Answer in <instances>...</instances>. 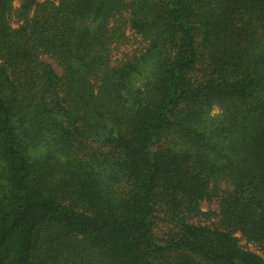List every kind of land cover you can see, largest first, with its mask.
<instances>
[{"label":"trees","instance_id":"obj_1","mask_svg":"<svg viewBox=\"0 0 264 264\" xmlns=\"http://www.w3.org/2000/svg\"><path fill=\"white\" fill-rule=\"evenodd\" d=\"M15 1L0 264H264L237 236L264 255V0ZM127 32L146 46L116 58Z\"/></svg>","mask_w":264,"mask_h":264},{"label":"rangeland","instance_id":"obj_2","mask_svg":"<svg viewBox=\"0 0 264 264\" xmlns=\"http://www.w3.org/2000/svg\"><path fill=\"white\" fill-rule=\"evenodd\" d=\"M42 1L45 0H40V2ZM22 2L23 0H16L13 5L14 9L15 10L18 9L21 6ZM12 26L13 27L17 26L15 18H13L12 20ZM127 35L129 37V43L125 47H121L119 49V53L116 54V58L124 57V55L128 53L129 55L137 52L139 53V51H141L146 46V43L141 39V37L135 36L132 32H127ZM44 60L47 63H50L51 66H53V68L55 69L58 75H61V69L57 65H55L56 64L55 61L48 59L47 57H44ZM136 82L137 85H141L138 79L136 80ZM208 112H209V119L211 118L212 120L217 119L221 115V110L216 106L212 107ZM222 187L224 186L222 185ZM217 209L218 207L216 202L203 203L202 212L211 213V216L201 217L197 221H195V223L206 225L208 223L210 224L211 222H216V218L214 214L216 213ZM156 216L157 218L155 220L154 235L158 240H162L165 238L167 239V237H170V235L175 232V228L172 225H169L164 221H162V218L159 215ZM237 236L240 240V245L243 248L249 249L251 251H255L264 257V255L261 252H259L256 247H254L252 244L247 243L244 239L241 238L240 235Z\"/></svg>","mask_w":264,"mask_h":264}]
</instances>
